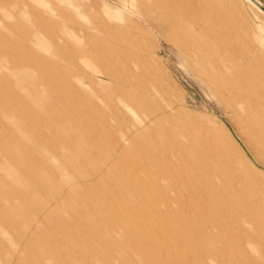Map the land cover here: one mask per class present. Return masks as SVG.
I'll return each mask as SVG.
<instances>
[{
  "label": "rangeland",
  "instance_id": "rangeland-1",
  "mask_svg": "<svg viewBox=\"0 0 264 264\" xmlns=\"http://www.w3.org/2000/svg\"><path fill=\"white\" fill-rule=\"evenodd\" d=\"M162 1L0 0V264H264L228 214H264L257 79L222 52L264 67V0Z\"/></svg>",
  "mask_w": 264,
  "mask_h": 264
},
{
  "label": "bare ground",
  "instance_id": "bare-ground-1",
  "mask_svg": "<svg viewBox=\"0 0 264 264\" xmlns=\"http://www.w3.org/2000/svg\"><path fill=\"white\" fill-rule=\"evenodd\" d=\"M161 0H154V3L158 4ZM163 1H167V0H163ZM162 1V2H163ZM191 1V0H190ZM197 1V0H195ZM208 1V2H207ZM212 1L214 2V0H198V3L199 5L205 7V5L207 4H213ZM171 2V1H170ZM179 2V0H178ZM181 2V1H180ZM185 2V1H184ZM225 5L227 7L231 6L232 4V0H225ZM152 3V2H151ZM186 4V3H185ZM193 4V3H192ZM197 4V3H196ZM164 5V4H163ZM179 6V4H177ZM194 5V4H193ZM192 5V6H193ZM215 5V4H214ZM213 5V6H214ZM183 6V5H182ZM150 7H153L150 6ZM188 7V6H187ZM198 7V6H197ZM156 8V7H155ZM193 8V7H192ZM211 8V7H210ZM185 9H188V8H185ZM155 10V9H154ZM157 10V9H156ZM197 10V9H196ZM195 10V11H196ZM203 9H201L200 11H202ZM206 10V9H205ZM210 10V9H208ZM213 10H214V7H213ZM166 11V10H165ZM164 11V12H165ZM191 11V10H190ZM194 11V10H193ZM192 11V12H193ZM168 12V10H167ZM198 12V11H197ZM207 12V11H206ZM209 12V11H208ZM157 14V12H156ZM191 14V13H190ZM188 13V15H190ZM196 14V13H195ZM203 14V12H202ZM211 14V13H210ZM187 15V17H188ZM197 15V14H196ZM199 15V14H198ZM162 16V15H161ZM192 17H194L192 15ZM197 17V16H196ZM205 18V17H204ZM168 20V18H167ZM179 20V19H177ZM195 20V19H194ZM193 21V20H191ZM188 22V21H187ZM194 22V21H193ZM207 22V19L203 20L201 24L205 25ZM189 23V22H188ZM190 24V23H189ZM209 24V23H208ZM194 25V24H193ZM207 26V25H206ZM182 27V26H181ZM184 27V26H183ZM193 27V26H192ZM196 28V27H195ZM192 29V28H191ZM248 29V27L246 28ZM215 30V29H214ZM192 31V30H191ZM196 31V30H195ZM210 31V30H209ZM245 31V29H244ZM247 31V30H246ZM204 32V31H203ZM198 33H199V30H198ZM193 35V33H192ZM244 35V34H243ZM203 36V35H202ZM211 36V35H210ZM213 38V37H212ZM215 38V37H214ZM241 39L242 38V34L239 33V34H236L235 35V39ZM207 39V38H206ZM238 39V40H239ZM209 41V39H207ZM206 40V42H207ZM187 41V40H186ZM242 41V39H241ZM244 42V41H242ZM241 42V43H242ZM201 43V41H200ZM199 43V44H200ZM210 43V42H209ZM194 44V43H193ZM213 44H215L213 42ZM216 45V44H215ZM245 45V44H244ZM201 46V44H200ZM203 46V45H202ZM241 46V45H240ZM197 47V46H196ZM219 47V46H218ZM193 48V47H192ZM198 48V47H197ZM204 49V47H202ZM246 48V47H244ZM248 48V46H247ZM246 48V49H247ZM237 49L236 47H231V46H226V48H224L222 50V52L225 51V54H226V57L227 59H224L223 61H225L224 64L228 65L233 63V66L235 65H240V63H245L244 61L248 60L251 58V61H247L246 64H252L254 70V74H255V77L257 79L256 82H253L250 78H248L246 76V73L247 71L244 70L242 67H239L237 70H236V73H234V75H237L238 77V80H239V86L242 88V90H250V92H240L239 94V97H238V101H237V104H240V112L244 115L243 116V124L244 126L246 127V131H247V134L250 136V138L255 142H260L262 140V138H264V67L263 65L261 64V60H253V56L251 52H249L247 55L246 52H241V51H238L237 52ZM200 50V49H199ZM241 50V49H240ZM250 51V50H249ZM202 53V52H201ZM211 53V51L209 52ZM220 53V52H219ZM227 54H229V56H227ZM211 55V54H210ZM261 59V58H260ZM214 61V60H213ZM215 62V61H214ZM217 63V62H216ZM213 64V63H212ZM218 64V63H217ZM215 65V63H214ZM225 65V66H226ZM223 67V66H222ZM227 67V66H226ZM225 68V67H224ZM228 68V67H227ZM223 69V68H222ZM230 70V69H229ZM231 73V72H230ZM232 74V73H231ZM237 84V83H236ZM235 87V86H234ZM241 90V89H240ZM241 90V91H242ZM256 90V91H255ZM255 91V92H254ZM142 94V93H141ZM233 96V95H232ZM235 97V96H234ZM236 99V98H235ZM97 131V130H96ZM228 146V145H227ZM46 151V150H45ZM222 151V150H221ZM229 153V152H228ZM226 157V155H225ZM233 158V157H232ZM216 160V159H215ZM234 160V158H233ZM231 162V161H230ZM235 162V161H234ZM199 172V171H198ZM197 177H198V174H197ZM203 178V176H202ZM202 178L199 180V182L201 183L202 182ZM239 181L241 184L240 186H236V188H228L227 191L225 192H222V194L220 195V198L221 199H218L220 201V203L222 204L223 203H231L232 201V196H237V197H241V198H245V199H251L252 196L254 195V191L249 187V185L243 181V179H239L237 180ZM204 191V190H203ZM217 191L216 189H213V194H215ZM205 194V193H204ZM203 194V195H204ZM200 195V194H199ZM213 199V198H212ZM231 199V200H230ZM234 199V198H233ZM248 200V201H249ZM207 201V200H206ZM239 202H240V199H239ZM238 202V203H239ZM243 202V201H242ZM244 203V202H243ZM246 204V202H245ZM244 204V205H245ZM232 205V204H231ZM240 205V204H238ZM241 206V205H240ZM235 207V206H234ZM225 208V207H224ZM229 210V209H228ZM236 212H238L237 208H235ZM261 210V209H260ZM231 212V211H230ZM228 211V214H229V217L232 218L236 224V227H238L239 229H241L240 231H243L242 234H245L248 238H251V239H254L255 237H260V236H263L264 234V214L261 215L262 213H259V216L256 217L254 216L253 217V220H248L247 219V216L245 214H243V217L242 215H240L239 217H235V215H232ZM252 219V218H250ZM227 220V219H226ZM232 221V220H231ZM245 224H248L249 225V228L247 226H245ZM245 226V228H243ZM259 228V229H258ZM262 229V230H261ZM240 236H241V233H240ZM259 242V241H258ZM246 244V243H245ZM250 244V243H249ZM233 245V244H232ZM236 245V244H235ZM238 245V244H237ZM247 248V247H246ZM242 249V248H240ZM244 249V247H243ZM250 249V247H249ZM248 250V249H247ZM253 251V250H252ZM256 252V251H255ZM233 253V252H232ZM254 253V252H252ZM237 254V253H236ZM244 254V253H243ZM250 254V253H249ZM256 254V253H255ZM258 255V254H257ZM256 255V256H257ZM219 257V256H218ZM257 258V257H256ZM261 259V258H260ZM257 260V259H255ZM224 261V260H223ZM260 261V260H259ZM222 263V262H220ZM219 263V264H220ZM248 263V262H247ZM218 264V262H217ZM250 264V263H249ZM254 264V263H252Z\"/></svg>",
  "mask_w": 264,
  "mask_h": 264
}]
</instances>
